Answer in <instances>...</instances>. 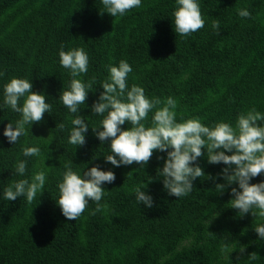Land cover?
<instances>
[{
    "label": "trees",
    "instance_id": "16d2710c",
    "mask_svg": "<svg viewBox=\"0 0 264 264\" xmlns=\"http://www.w3.org/2000/svg\"><path fill=\"white\" fill-rule=\"evenodd\" d=\"M197 2L205 25L182 37L174 31L176 0H142L122 17L101 14V0H0V264H264V239L254 231L264 218L240 217L231 208L237 184L223 193L215 189L225 183L219 174L226 165L198 158L205 175L176 198L157 175L164 163L157 157L166 152L154 151L145 166L114 167L104 159L111 154L109 142L101 143L92 131L103 119L92 105L104 91L108 66L122 59L133 69L129 88L142 87L150 99L174 98L177 122L198 117L210 127L221 121L235 126L238 115L253 107L264 113V0ZM241 8L251 17H240ZM217 20L219 34L212 27ZM61 45L86 51L88 72L80 78L95 81L79 110L89 126L83 146L68 142L74 117L59 99L71 80L60 64ZM13 77L31 81L51 105L15 144L3 135L9 122L21 118L3 103L4 85ZM33 146L41 154L25 157L22 149ZM19 160L27 161L24 176L14 174ZM65 165L81 174L93 166L115 173L113 183L102 185L100 204L106 208L93 215L96 203L89 201L75 221L62 215L56 201ZM40 170L46 182L31 204L26 197L4 199L8 185ZM261 181L264 175L250 182ZM142 183L152 208L136 200L133 188Z\"/></svg>",
    "mask_w": 264,
    "mask_h": 264
},
{
    "label": "clouds",
    "instance_id": "9594fccd",
    "mask_svg": "<svg viewBox=\"0 0 264 264\" xmlns=\"http://www.w3.org/2000/svg\"><path fill=\"white\" fill-rule=\"evenodd\" d=\"M105 11L112 17L124 16L128 11L141 6L142 0H101ZM242 18H250L246 8L238 10ZM174 31L180 36H188L199 31L205 25L197 0H176L173 12ZM213 29L219 34L220 22L213 21ZM59 60L62 67L70 72L71 80L66 90L60 92L59 99L73 114L69 132V143L83 146L88 124L79 114L80 105H85L88 92L93 88L94 79L85 83L81 77L88 72L89 57L83 48L64 50L61 45ZM109 78L101 86L103 92L92 105V113L103 116L101 127H93L92 131L101 143L109 142L111 154L104 156L105 162L114 167L139 164L145 166L154 151L166 152V157H157L164 161L162 169L157 170L162 177L163 188L169 196L176 198L188 195L194 181L205 175L198 158L207 155L209 164L226 165L219 174L225 183H218L215 189L223 193L226 187H232L233 197L229 204L238 210V215L251 213L253 217L264 218V181L251 183L257 176L264 175V113L255 107L238 115L235 126L227 122H217L206 126L198 117L182 119L177 122V102L172 97L162 101L159 97L148 98L142 87L133 84L128 86V75L133 71L126 60L118 65H109ZM31 81L26 78L13 77L4 85L3 103L12 111L20 114V119L9 122L3 135L9 143L15 144L21 136L28 134L26 125L40 123L45 112H51V105L46 102L42 92L32 90ZM21 100L23 103L21 104ZM162 105V106H161ZM151 126H146L150 112H153ZM107 113L106 115H104ZM126 122L127 130L122 129ZM60 127L63 129L64 125ZM206 150V152H205ZM25 157L39 156V147H24ZM230 153V154H226ZM46 159V158H45ZM27 161L19 160L15 165V175L24 176ZM62 180L58 183L59 199L56 201L62 215L67 220L78 219L86 210L89 201L96 203V212L101 206L105 190L104 183H113L116 179L111 170H101L93 166L83 173L76 172L70 165H65ZM46 172H35L31 179L13 181L4 189V199L15 201L18 197H26L29 204L38 193H43ZM147 185L142 183L133 188L136 200L147 208L154 206L153 197L146 191ZM254 231L260 239H264V223L257 224ZM256 258V253L249 255Z\"/></svg>",
    "mask_w": 264,
    "mask_h": 264
}]
</instances>
